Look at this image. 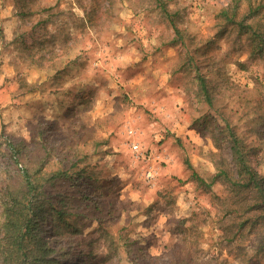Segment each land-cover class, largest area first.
<instances>
[{
	"label": "rangeland",
	"instance_id": "obj_1",
	"mask_svg": "<svg viewBox=\"0 0 264 264\" xmlns=\"http://www.w3.org/2000/svg\"><path fill=\"white\" fill-rule=\"evenodd\" d=\"M235 6L264 24V0H0V187L67 171L61 264H264L215 178L228 125L264 174V48Z\"/></svg>",
	"mask_w": 264,
	"mask_h": 264
},
{
	"label": "trees",
	"instance_id": "obj_2",
	"mask_svg": "<svg viewBox=\"0 0 264 264\" xmlns=\"http://www.w3.org/2000/svg\"><path fill=\"white\" fill-rule=\"evenodd\" d=\"M259 8H250L241 20L236 19L237 6L232 12L224 10L223 15L264 48V24H259L255 18ZM245 18L253 21L245 23ZM177 33L180 35L178 28ZM198 79L205 98L212 103L206 78L198 73ZM227 128L234 166L233 169H220L215 178H219L229 188L230 194L237 197L232 200L239 204V208H231L235 213L240 212L241 222L236 233L246 226L252 231L258 224L264 226V174L252 164L250 151L241 143L234 129L230 125ZM8 144L17 154L21 151L12 141ZM66 176L67 171L64 170L43 176L25 170L14 183L0 187V264H61L54 245L45 235L44 224L50 217L66 220V210L51 203L46 190ZM240 194L246 195L241 198ZM247 196L251 199L248 200ZM258 252L264 254V230L260 233Z\"/></svg>",
	"mask_w": 264,
	"mask_h": 264
},
{
	"label": "built area",
	"instance_id": "obj_3",
	"mask_svg": "<svg viewBox=\"0 0 264 264\" xmlns=\"http://www.w3.org/2000/svg\"><path fill=\"white\" fill-rule=\"evenodd\" d=\"M133 131L132 130H130V133H132ZM135 148H138V145H135Z\"/></svg>",
	"mask_w": 264,
	"mask_h": 264
}]
</instances>
